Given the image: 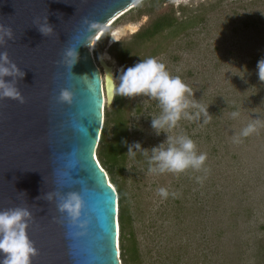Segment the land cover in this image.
Listing matches in <instances>:
<instances>
[{"label": "rangeland", "instance_id": "rangeland-1", "mask_svg": "<svg viewBox=\"0 0 264 264\" xmlns=\"http://www.w3.org/2000/svg\"><path fill=\"white\" fill-rule=\"evenodd\" d=\"M137 7L107 30L116 35L114 44L121 43L118 49H131L132 63L121 66L107 44L93 54L101 74L102 61L117 77L121 68L158 49L157 59L192 88L211 115L207 124L181 120L168 132L189 136L198 153H206L202 170L157 174L149 171L147 156L129 157L127 204L142 264H264V82L257 75L264 58V0H172L141 17ZM170 13L178 22L195 18V26L175 37L167 30L142 45L132 42L152 20ZM128 98L130 144L151 149L166 141L167 133L156 135L151 127L152 117L161 114L158 101ZM254 119L257 131L241 136ZM161 187L177 195L162 198Z\"/></svg>", "mask_w": 264, "mask_h": 264}, {"label": "water", "instance_id": "water-1", "mask_svg": "<svg viewBox=\"0 0 264 264\" xmlns=\"http://www.w3.org/2000/svg\"><path fill=\"white\" fill-rule=\"evenodd\" d=\"M142 1L0 0V25L13 32L0 53L25 72L17 83L23 102L0 99V211L26 207L32 213L27 233L38 253L32 264H120L117 193L96 158L102 79L88 47L111 20ZM46 18L54 29L48 36L38 30ZM92 22L99 25L95 32ZM115 39L112 34L107 48ZM69 47L79 53L72 69L63 63ZM101 66L109 105L110 67ZM63 89L73 92L71 105L59 101ZM56 191L81 194L82 219L90 221L85 235H76L83 230L70 225L56 198L46 199Z\"/></svg>", "mask_w": 264, "mask_h": 264}, {"label": "clouds", "instance_id": "clouds-1", "mask_svg": "<svg viewBox=\"0 0 264 264\" xmlns=\"http://www.w3.org/2000/svg\"><path fill=\"white\" fill-rule=\"evenodd\" d=\"M130 10H126V13ZM123 13L116 18L115 22L125 14ZM88 27L90 32H95L99 25L92 22ZM38 30L44 36L54 32L47 18L44 23L39 24ZM12 38V30L0 25V45H5L7 40ZM101 59H105V57L101 56ZM78 60L79 53L76 47H69L65 50L63 63L67 67L72 69ZM257 75L259 80L264 82V58L257 62ZM24 76L25 72L9 60L7 52L0 53V99L12 98L23 102L17 83ZM8 77L11 79H6ZM83 77H87V75L81 78ZM111 80L114 98L116 96H145L158 101L161 114L152 117L151 127L156 135L167 133L166 141L151 149L143 148L140 142L128 144L127 141H124L128 149L126 154L129 157L135 158L138 154L147 156L149 171L157 174H178L189 169L200 171L204 168L207 155L198 153L195 142L189 136L177 135L173 137L168 134L170 130L178 126L181 120L193 122L202 120L204 124L211 120V115L208 112L209 106L202 105L199 100L194 98V91L180 76L171 75L163 62L155 57H148L141 59L131 67L121 68L120 74L117 77L111 76ZM73 98L72 91L61 90L60 102L71 105ZM239 114L237 110L233 111L231 116L236 118ZM81 130L84 131L83 128ZM256 131L257 123L254 119V122L249 123L242 130L241 136L248 137ZM202 179L203 177H197L199 182H202ZM158 194L165 199L170 195L173 197L177 195L176 192L170 193L164 187L158 189ZM54 198L59 201L57 205L59 211L67 214L70 225L83 230L77 232L76 235H85L90 221L87 218L82 219L85 201L81 194L76 191H70L66 195L59 191L46 194L48 201H52ZM32 218V213L26 207L0 211V264H32V258L38 254L27 233ZM117 249L119 250L118 247Z\"/></svg>", "mask_w": 264, "mask_h": 264}, {"label": "trees", "instance_id": "trees-1", "mask_svg": "<svg viewBox=\"0 0 264 264\" xmlns=\"http://www.w3.org/2000/svg\"><path fill=\"white\" fill-rule=\"evenodd\" d=\"M172 0H143L136 9L137 17L152 16L153 10L161 8ZM172 10V9H170ZM132 10H130L131 12ZM183 11V10H182ZM128 13V12H127ZM145 29L137 32L132 42L142 45L143 42L153 41L168 30L170 35L184 34L195 26V18H186L178 22L174 14L162 15L152 20ZM110 39V31H106L97 41L93 54L97 57L99 50H104ZM121 43L111 45L108 49L121 66L132 63L135 55L131 54L130 48L118 49ZM137 45V46H138ZM159 50L155 49L149 57H159ZM148 55L144 56L146 59ZM128 97L116 96L113 98L110 108L104 111L103 127L96 148V158L101 168L107 173L115 185L118 202V225H119V259L122 264H142V252L139 248L137 237L131 228V216L127 204V186L125 181L129 156L124 141L130 144V108ZM139 107L135 108V115L139 114Z\"/></svg>", "mask_w": 264, "mask_h": 264}, {"label": "bare ground", "instance_id": "bare-ground-1", "mask_svg": "<svg viewBox=\"0 0 264 264\" xmlns=\"http://www.w3.org/2000/svg\"><path fill=\"white\" fill-rule=\"evenodd\" d=\"M138 4V3H137ZM137 4H134L132 7H134V6H136ZM123 13V12H122ZM121 13V14H122ZM120 16V15H119ZM118 17V16H117ZM116 17V18H117ZM116 18L115 19H113V20H111L106 26H104L103 27V30L99 33V34H97L94 38H93V40H92V43L89 45V47H88V50H89V52H90V54H91V56H93V50H94V47H95V45H96V43H97V41H98V39L112 26V24L115 22V20H116ZM95 61V60H94ZM101 64L103 65V67H109V66H107L106 64H105V62L104 61H102L101 62ZM100 71V70H99ZM112 69H111V67L109 68V84H110V98H109V101H110V103L109 104H112L111 103V97H112V90H111V83H112V80H111V76H113L112 75ZM100 74H101V72H100ZM101 79H102V90H103V97H104V103L106 104V94H105V88H104V79H103V75L101 74ZM117 239H119V227L117 228ZM118 242V241H117ZM117 247H119V244L117 245Z\"/></svg>", "mask_w": 264, "mask_h": 264}, {"label": "built area", "instance_id": "built-area-1", "mask_svg": "<svg viewBox=\"0 0 264 264\" xmlns=\"http://www.w3.org/2000/svg\"><path fill=\"white\" fill-rule=\"evenodd\" d=\"M101 168V167H100Z\"/></svg>", "mask_w": 264, "mask_h": 264}]
</instances>
